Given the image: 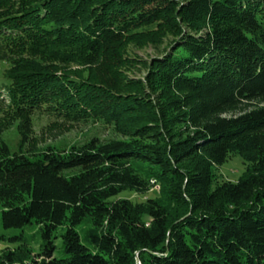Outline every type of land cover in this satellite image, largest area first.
Here are the masks:
<instances>
[{"label": "trees", "instance_id": "1", "mask_svg": "<svg viewBox=\"0 0 264 264\" xmlns=\"http://www.w3.org/2000/svg\"><path fill=\"white\" fill-rule=\"evenodd\" d=\"M0 63L2 225L42 238L0 264H264V0H0ZM35 115L116 137L41 146Z\"/></svg>", "mask_w": 264, "mask_h": 264}, {"label": "rangeland", "instance_id": "2", "mask_svg": "<svg viewBox=\"0 0 264 264\" xmlns=\"http://www.w3.org/2000/svg\"><path fill=\"white\" fill-rule=\"evenodd\" d=\"M130 49L133 52L140 55V59H147L156 54L157 50L155 46H143L137 47L135 45H130ZM5 67L3 63H0V70ZM144 70H135L134 75L138 76L143 73ZM2 80V75L0 72V81ZM15 128L10 127L4 133V136L9 141L10 146L13 147L15 143L16 133ZM33 135L35 136V141L42 145L53 144L55 142H82L89 138L91 135H96L100 138V141L106 142L111 138L116 137L114 133L106 128L94 126L91 123H78L74 125H69L58 120L54 116L46 115H35L33 116ZM247 162L238 153L232 154L229 159L220 165H215L214 169L217 174L220 175L221 179H227L231 181H236L244 173L247 168ZM156 189V188H155ZM157 190H153L148 193H137L131 190H124L120 192L114 199L118 198H130L135 201L145 200L147 196L154 195ZM66 227L60 226L54 232L55 241V251L54 255L56 257H65L67 254L65 252L64 239L62 234L65 232ZM0 235H5L7 237H14V240H0V248H5L7 246H16L20 244L23 240L27 241L29 246L34 250L38 251L42 243L41 234L39 232V226L36 224L25 226L24 228H4L2 225L1 212H0Z\"/></svg>", "mask_w": 264, "mask_h": 264}]
</instances>
